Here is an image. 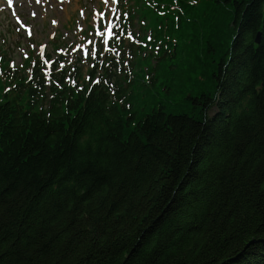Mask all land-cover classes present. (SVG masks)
Here are the masks:
<instances>
[{"label":"trees","instance_id":"obj_1","mask_svg":"<svg viewBox=\"0 0 264 264\" xmlns=\"http://www.w3.org/2000/svg\"><path fill=\"white\" fill-rule=\"evenodd\" d=\"M135 5L86 71L6 70L0 264H264V0Z\"/></svg>","mask_w":264,"mask_h":264},{"label":"rangeland","instance_id":"obj_2","mask_svg":"<svg viewBox=\"0 0 264 264\" xmlns=\"http://www.w3.org/2000/svg\"><path fill=\"white\" fill-rule=\"evenodd\" d=\"M136 2L117 0L113 4L109 0L106 5L103 0H0V102L7 99L5 92L11 87L9 82L12 76L6 70L9 66H15L21 69L20 73L30 74L32 60L40 55L41 47L44 48V59L55 60L61 55L65 64L76 61L86 71L93 65L91 51L106 50L104 38L95 34L98 27L103 31V26L98 18L94 20V15L104 12L111 16L110 9L118 11L122 4L123 10L129 11L136 8ZM134 20L137 35L131 33L128 36L127 33L126 40L135 41L136 36L144 34L140 31L138 17L135 16ZM163 47L174 50V47ZM154 50L148 48V51ZM85 51L89 53L88 56L84 55ZM155 61L150 59V63L143 66L144 70H148L147 66Z\"/></svg>","mask_w":264,"mask_h":264},{"label":"snow or ice","instance_id":"obj_3","mask_svg":"<svg viewBox=\"0 0 264 264\" xmlns=\"http://www.w3.org/2000/svg\"><path fill=\"white\" fill-rule=\"evenodd\" d=\"M103 2L107 5L109 3V0H103ZM111 2L113 4H115L117 2V0H111ZM193 2H195V0H193ZM110 11L112 13L111 16H109L108 14H106L104 12H98V13H96L94 15V20L96 18H98L99 21L102 23V26H103V31H101L99 29V27H98L95 34L98 35V36H100V37H102V38H104L103 39V43L105 45L108 44L110 38H115L117 40L120 38L116 34V32L114 30L120 28L121 16L117 13V10L115 8H111ZM81 15H83V12H81ZM121 34H123V33H121ZM29 35H31V33H29ZM127 35L128 36H131L132 34L131 33H128ZM151 39H152V37H148V40H151ZM90 43H91V41H90ZM77 47H80V46L78 45ZM107 50H109V51H115V48H109ZM40 55H41V57H43V55H44V48L43 47H41V49H40ZM84 55L85 56H88L89 53L87 51H85L84 52ZM96 55H97V52H96L95 49H93L91 51V56L92 57H95ZM43 63L45 65H49L52 62L51 61H48V60H44ZM60 67L63 68L64 65L61 64ZM95 83H99V81H95Z\"/></svg>","mask_w":264,"mask_h":264}]
</instances>
